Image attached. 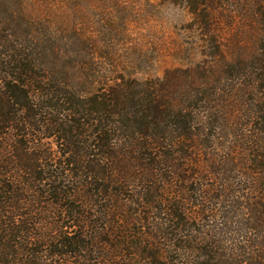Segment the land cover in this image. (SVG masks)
Masks as SVG:
<instances>
[{
	"label": "trees",
	"instance_id": "obj_1",
	"mask_svg": "<svg viewBox=\"0 0 264 264\" xmlns=\"http://www.w3.org/2000/svg\"><path fill=\"white\" fill-rule=\"evenodd\" d=\"M86 1L0 0V264H264V0H146L198 58L144 80Z\"/></svg>",
	"mask_w": 264,
	"mask_h": 264
},
{
	"label": "rangeland",
	"instance_id": "obj_2",
	"mask_svg": "<svg viewBox=\"0 0 264 264\" xmlns=\"http://www.w3.org/2000/svg\"><path fill=\"white\" fill-rule=\"evenodd\" d=\"M121 8L96 0L85 2L81 16L84 18L85 37L101 40L100 24L106 12L122 14V26L116 36L117 55L107 61L117 65L122 61L120 72L126 77L139 80L162 77L168 67L191 65L196 56L194 34L190 31V14L183 6L157 2L149 6L146 0H126ZM195 49V50H194ZM198 56L195 57L197 59ZM109 60V59H107Z\"/></svg>",
	"mask_w": 264,
	"mask_h": 264
}]
</instances>
